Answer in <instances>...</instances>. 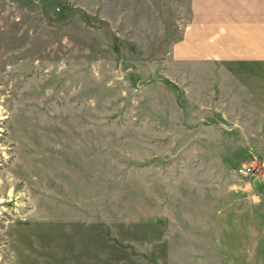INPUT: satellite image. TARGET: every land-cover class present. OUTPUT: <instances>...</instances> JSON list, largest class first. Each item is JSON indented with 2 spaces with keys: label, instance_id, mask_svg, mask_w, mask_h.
<instances>
[{
  "label": "rangeland",
  "instance_id": "374dc122",
  "mask_svg": "<svg viewBox=\"0 0 264 264\" xmlns=\"http://www.w3.org/2000/svg\"><path fill=\"white\" fill-rule=\"evenodd\" d=\"M189 25V0H0V264H264V154L192 132L189 98L264 68L207 69Z\"/></svg>",
  "mask_w": 264,
  "mask_h": 264
},
{
  "label": "crops",
  "instance_id": "0c3cea01",
  "mask_svg": "<svg viewBox=\"0 0 264 264\" xmlns=\"http://www.w3.org/2000/svg\"><path fill=\"white\" fill-rule=\"evenodd\" d=\"M189 1V30L200 32L207 40L206 44L200 42L204 48L202 52L219 56L220 61L206 62L207 69L215 70L220 66L233 71H251L257 66L264 68V0ZM250 80L234 78L230 85L224 80L216 82L214 79V85L209 82L198 87L194 86L198 82L189 80V86L193 88L190 101L205 114L202 120L190 121L192 132L200 131V135L218 132L223 138V132L230 130L227 133L243 139L239 149L249 148L261 157L264 154V102L260 108L254 97L256 93H264V83L256 85ZM259 80L264 82V79ZM182 99L188 101L186 96ZM196 138L193 135L189 141ZM208 139L215 144L217 136ZM208 139L205 138L207 142Z\"/></svg>",
  "mask_w": 264,
  "mask_h": 264
},
{
  "label": "built area",
  "instance_id": "2783aa9c",
  "mask_svg": "<svg viewBox=\"0 0 264 264\" xmlns=\"http://www.w3.org/2000/svg\"><path fill=\"white\" fill-rule=\"evenodd\" d=\"M237 172L240 175H249L253 172V165L250 162H244L237 166L236 168Z\"/></svg>",
  "mask_w": 264,
  "mask_h": 264
}]
</instances>
